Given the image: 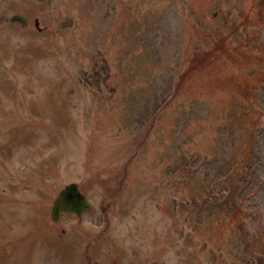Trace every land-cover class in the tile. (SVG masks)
Here are the masks:
<instances>
[{
  "label": "rangeland",
  "instance_id": "1",
  "mask_svg": "<svg viewBox=\"0 0 264 264\" xmlns=\"http://www.w3.org/2000/svg\"><path fill=\"white\" fill-rule=\"evenodd\" d=\"M3 22L0 264L264 260V0H0ZM74 182L91 210L53 220ZM254 185L248 225L210 204Z\"/></svg>",
  "mask_w": 264,
  "mask_h": 264
},
{
  "label": "trees",
  "instance_id": "2",
  "mask_svg": "<svg viewBox=\"0 0 264 264\" xmlns=\"http://www.w3.org/2000/svg\"><path fill=\"white\" fill-rule=\"evenodd\" d=\"M246 21H243V22H239V24L238 25H240L241 27L243 26L244 28H242V30L243 29H245L246 28ZM234 25L236 26V24H235V22H234ZM124 46H122L121 47V49L123 48ZM211 48H214L215 50H216V47L215 46H212ZM232 48H230V50H231ZM219 50H225V51H228V49L227 48H225L224 46L223 47H221ZM105 51H106V49H105ZM209 50H207L206 51V53H205V56L203 57V58H205V57H207L208 55H209ZM139 86H141V85H139ZM241 91V90H240ZM246 92V91H245ZM245 92L243 93V98H242V100L244 101V98H247L246 99V101H247V103L249 104V97L251 96V95H249L250 94V92L248 91L246 94H245ZM125 93H126V91L124 92V93H122V95H125ZM245 94V95H244ZM239 95H241V93L239 94ZM237 99V98H236ZM240 100H241V98H240ZM230 108H226V107H224L223 106V108H222V110H225V112L227 113L228 112V110H229ZM160 117H157V119H159ZM219 118V117H218ZM157 119H155V118H153L152 119V122L151 123H149L148 124V127H147V129H146V131H150V129H154V130H159V128H156V126H155V124H154V121L156 122V120ZM251 123H252V132L253 131H255V129L256 128H258L260 125H264V113H262V114H260L259 115V117H253L252 116V119H251ZM252 141V140H251ZM251 143V142H250ZM251 151L252 150H247L246 151V153H245V158H244V161L241 163V169H240V174H242V175H246L247 174V172H248V167H247V162L249 161V158L251 157ZM189 156V159L190 158H192V157H195L194 155L193 156H191V155H188ZM186 162V165H188L189 164V160H186L185 161ZM239 168V167H238ZM186 169H187V167H186ZM182 171H180V173L181 172H183V169H181ZM238 169L237 168H232L230 171H228V173L226 174V176H229L230 177V179H228V180H230V183H231V185L233 186L232 188L233 189H235L236 188V186L238 185L235 181L236 180H238L239 179V177L241 176L240 174H238V171H237ZM185 172H187L186 170H185ZM244 172V173H243ZM231 188V187H230ZM230 188H228V189H230ZM212 195H214L213 193H211ZM234 195H235V193L234 192H232V194H230V195H228V197H226V199L223 201V202H221V203H219L218 205H216L215 207L216 208H221V209H223L224 210V212H226V213H231V212H234V210H235V208H236V206H239L241 209H240V212H239V216H240V218L243 220V218H242V214H243V210H242V206H241V204H239V201H237V200H235V202H233V199H234ZM201 200V199H200ZM202 201V200H201ZM215 201H217V200H215ZM232 201V202H231ZM207 201H205V203H206ZM195 204V203H194ZM226 204V205H225ZM225 205V206H224ZM196 206H200V204L197 202V204H196ZM203 206H201V208H202ZM231 221H230V223L231 224H233V221H234V218L233 217H230L229 218ZM227 226H229V229H231V226L230 225H227ZM259 229V228H258ZM261 229V228H260ZM258 230L259 231V235H261L262 233H264V231L263 230ZM262 239H264V234L262 235ZM258 261H259V264H264V260L263 261H261V263H260V260L258 259Z\"/></svg>",
  "mask_w": 264,
  "mask_h": 264
},
{
  "label": "water",
  "instance_id": "3",
  "mask_svg": "<svg viewBox=\"0 0 264 264\" xmlns=\"http://www.w3.org/2000/svg\"><path fill=\"white\" fill-rule=\"evenodd\" d=\"M88 208H90V204L87 201L86 196L83 193H81L78 184L71 183L61 191L59 197L56 199L52 216L55 220H58L60 213L63 210L74 211L77 212L79 215H81V213L87 210ZM88 264H101V263L89 262Z\"/></svg>",
  "mask_w": 264,
  "mask_h": 264
},
{
  "label": "flooded vegetation",
  "instance_id": "4",
  "mask_svg": "<svg viewBox=\"0 0 264 264\" xmlns=\"http://www.w3.org/2000/svg\"><path fill=\"white\" fill-rule=\"evenodd\" d=\"M25 24H27V23H25ZM8 28L10 27V25L8 24V26H7ZM4 28H5V24H4V22L2 23V25H0V35H2L3 34V30H4Z\"/></svg>",
  "mask_w": 264,
  "mask_h": 264
}]
</instances>
